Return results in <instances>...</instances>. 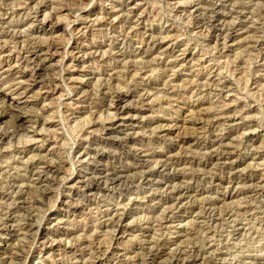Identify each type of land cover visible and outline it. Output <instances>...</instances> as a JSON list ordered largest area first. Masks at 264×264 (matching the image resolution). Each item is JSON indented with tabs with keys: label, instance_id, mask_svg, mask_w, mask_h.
I'll use <instances>...</instances> for the list:
<instances>
[{
	"label": "rangeland",
	"instance_id": "1",
	"mask_svg": "<svg viewBox=\"0 0 264 264\" xmlns=\"http://www.w3.org/2000/svg\"><path fill=\"white\" fill-rule=\"evenodd\" d=\"M7 105L0 264H264V0H0Z\"/></svg>",
	"mask_w": 264,
	"mask_h": 264
},
{
	"label": "bare ground",
	"instance_id": "2",
	"mask_svg": "<svg viewBox=\"0 0 264 264\" xmlns=\"http://www.w3.org/2000/svg\"><path fill=\"white\" fill-rule=\"evenodd\" d=\"M51 47H54L53 46V44L51 45ZM56 48V47H55ZM34 52H36V51H34ZM33 56H35V62H37V63H42L43 61H45V60H43V59H41L40 58V56L38 55V52L37 53H35V54H33ZM32 58H34V57H32ZM44 63V62H43ZM10 89V88H9ZM16 90V89H15ZM12 91V90H11ZM12 93H15L18 97H21L22 96V94L21 93H19V92H16V91H12ZM114 96V95H113ZM114 98V102H115V107H116V109H118L119 108V104L121 103V101H123L122 100V95L121 94H119V93H117L116 95H115V97H113ZM9 106V108L8 109H1L0 110V120H2L6 115L9 117V118H12V122L14 123V126H16L17 124H18V122H24V121H29V117H27V115L23 112V109H20V107H18V106H16V105H7V107ZM121 106V105H120ZM123 107V106H122ZM121 107V108H122ZM16 108V109H15ZM123 109V108H122ZM119 110V109H118ZM121 110V109H120ZM123 111V110H122ZM17 127V126H16ZM19 127V126H18ZM9 131V130H8ZM7 130L6 131H0V141L1 140H4L5 138L7 139V136H8V134H9V132H8ZM11 136V135H10ZM13 136V135H12ZM5 139V140H6ZM214 143V142H213ZM210 144H212V143H210ZM217 145V144H216ZM215 147V146H214ZM211 149H212V147H211ZM215 151H217L218 152V150H215ZM217 152H215V153H217ZM212 153H213V151H212ZM220 154V153H219ZM165 166V165H164ZM115 172V171H114ZM111 174V173H110ZM118 174V173H117ZM115 177V176H114ZM118 177V176H117ZM116 178V177H115ZM114 178V179H115ZM88 184V183H87ZM181 198V197H180Z\"/></svg>",
	"mask_w": 264,
	"mask_h": 264
}]
</instances>
